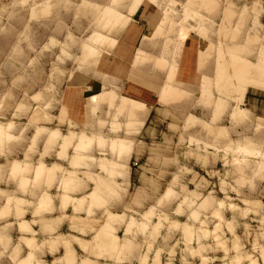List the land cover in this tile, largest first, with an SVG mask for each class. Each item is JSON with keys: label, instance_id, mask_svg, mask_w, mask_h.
I'll use <instances>...</instances> for the list:
<instances>
[{"label": "rangeland", "instance_id": "1", "mask_svg": "<svg viewBox=\"0 0 264 264\" xmlns=\"http://www.w3.org/2000/svg\"><path fill=\"white\" fill-rule=\"evenodd\" d=\"M84 1L86 0H0L2 162L13 157L22 159L28 144L33 152L48 147L43 155L48 153L56 157L60 139H63L61 157H66L69 147L73 150L71 153L76 152L72 160L74 166L80 165V161L85 158L79 153L85 149L89 154L98 150L101 155L95 152L96 156H117L123 159L135 146L143 145L144 151H149L151 158L147 159L145 156L138 159L133 168L138 169L140 165H144L150 168L149 175H152L150 172L153 168L156 170L154 173L158 172L155 179L151 180L155 182L154 187L157 186L158 197L155 206L150 205L148 212H144L146 206L141 207V210L128 212L130 219L125 230V236L143 235L145 238L149 235L151 238L141 264H258L259 259L264 261V140L260 138L256 143L242 141L246 133L241 131L244 130H240L241 133L237 132L235 136L231 128L227 127L245 122L237 121L248 116V110L242 107L249 108L252 105L244 101L247 90L264 91L263 84L261 86L259 82H254L253 78V73L257 70L263 71L262 75L264 73V0H143L140 6L136 5V9L140 11L138 23L132 22L137 11L131 10L132 15L127 13L130 4L134 8L138 0H89L91 3L111 1L110 5L116 2L112 5V10L116 8L119 14L122 13V18L118 14L122 21H116L117 18L112 16L116 21L113 26L111 24L113 28L110 24L106 25L108 20L109 23L112 22L111 16L105 15L108 8L103 7L105 12H101L100 8H92L91 11L78 9ZM40 6H44V13L39 11ZM115 13L111 15L115 16ZM126 13L128 21L132 18L129 23L124 22L126 19L123 14ZM224 14L227 18L231 16L228 21ZM103 15L105 19L109 18L104 25ZM153 19L160 27L155 25L154 28L151 25ZM133 25H141L140 29L144 32L157 30V34L148 33L146 35L154 37L146 39L143 35L140 44L135 39L133 45H126L130 32L133 41V33L138 29ZM150 25L153 27L151 30ZM93 29L105 33L107 37L118 38L114 48L103 55L99 54L101 57L92 53L95 58L100 57L98 60L87 59L93 57L90 50H87L92 45L87 43L90 47L86 46V52L83 48L84 41L91 36ZM195 38L200 40L197 46H193ZM95 43V48L102 45V42ZM204 43L207 46L204 47ZM138 44L137 48L145 52V57L137 64V72L133 70L135 65L132 55ZM195 48V70L200 71L197 74L199 77L194 81L196 86L189 87L182 81L169 80L171 69L177 64V67L181 66L186 54L189 56L190 51ZM243 66H248L253 72L252 77L247 69L248 74L243 73L248 76L244 77V81L243 74L240 76L237 73L245 68ZM131 70L134 76L130 78ZM233 70L240 76L235 75L238 80L241 79V84L235 83ZM201 71L203 74L199 75ZM134 77H137V82ZM178 80H182L181 77ZM76 81L85 84L87 96L91 95L87 100L88 119L91 121L87 119L85 125L81 126L68 119L69 113L64 100L66 85ZM205 81L209 82L208 85ZM167 84L169 87L171 85L170 90L173 86L172 90L176 88L179 94L165 99L163 91L164 87L168 88ZM110 90L117 93V97L112 93L116 98L113 97V103H99L98 101L107 98V94L103 92ZM133 96L140 98L137 103L132 99ZM109 98L111 101L112 96ZM139 100L142 104L138 103ZM150 104L155 107L149 115L148 126L142 130L151 109ZM221 125L226 127H219ZM55 129L61 133V138L56 141L50 137ZM263 130L264 127L257 128L258 133ZM10 131L17 136L10 139ZM65 142L67 145L64 146ZM14 144L24 147L13 150L11 147ZM106 157L100 158V165L106 170L111 168V173H115L118 162ZM52 161L55 160L49 159L48 164ZM48 164L41 161L35 167L36 180L48 176L50 182L57 169H64L59 164ZM31 165L29 162L14 160L11 164V167L14 166L11 168L14 172L12 176L29 173ZM16 167L19 169L15 171ZM39 167L43 168L37 175ZM169 169L170 173L167 172ZM66 172L68 174L63 180L64 188L71 189L76 171ZM134 172L136 179L129 189L131 197L139 182V173L137 170ZM23 180L27 181L25 177ZM99 180L101 182H98L94 193L92 191L89 194L91 197L96 196L98 200L101 185H109L104 178L99 177ZM106 188L113 191L110 185ZM94 196L92 199H97ZM64 198L69 200L68 196ZM8 200L11 201V198ZM211 209L212 213H209ZM111 213L116 214L108 210L105 223H102L104 219L97 221L99 225L102 223V233L97 235V245L114 249L119 246L117 229L109 228H112L114 221H118L116 219L123 216L117 214L113 218ZM121 222H125V218ZM86 223L97 224L94 219H87ZM163 228V231L169 233H179V241H176L175 247L183 245L184 263L179 257L173 256L174 251L171 258L162 259L163 250L159 244L168 239V234H162ZM66 243L70 253L73 249ZM86 245L85 242L84 246ZM154 248H157L155 254ZM188 254L193 257L190 262L187 260ZM211 254L216 257L202 256ZM71 256H67V259L74 263V252V260ZM26 259L21 264L31 263V257ZM83 260L79 264H84L85 261V264H97L89 258Z\"/></svg>", "mask_w": 264, "mask_h": 264}, {"label": "crops", "instance_id": "2", "mask_svg": "<svg viewBox=\"0 0 264 264\" xmlns=\"http://www.w3.org/2000/svg\"><path fill=\"white\" fill-rule=\"evenodd\" d=\"M99 4L110 5L111 1ZM129 9H131V4L128 7L127 13L130 11ZM39 11L44 13V6H40ZM139 13L140 11H137L133 15L132 22H139ZM133 26L135 28L137 26L138 29L136 33H133V41L131 40L132 32H130L126 40V45H133L136 40H139L140 44L143 35L146 39L154 37L147 36V32L140 29L142 27L141 25ZM94 31L96 30L93 29L92 33ZM195 39L193 46L199 45L198 41L200 40ZM114 46L103 44L101 45V49L110 51ZM190 52L189 56L188 53L186 56L184 55L182 65L178 66L176 77H181L182 79L177 81H182L189 87H195L194 81L197 79V74L200 71L195 70L196 48ZM144 57L145 52L141 48H137L135 53H133L132 61L135 65L134 69L137 71V64ZM87 59L98 60L100 58L87 57ZM133 70H131L130 76ZM201 74H203L202 71L199 75ZM73 82L66 85L64 93L65 107L68 110V119L70 122L81 126L85 125L88 119L87 100L91 95L87 96V86L85 84L80 81ZM107 92H114L117 97L115 90L104 91L103 93ZM168 97L171 98V96ZM105 101L113 103L109 99L99 101V103ZM244 101L250 104L252 103L249 108L242 107L248 110V116L245 119L236 121L245 122L237 126L234 124L227 125V127L231 128L235 136H237V132L239 133L240 130H244L241 131L242 133H246L242 141L256 143V140L258 141L260 138L264 140V130L261 133L257 131V128L264 127V91L249 89L246 92ZM93 103L90 102V104ZM150 107L151 109L141 127L142 130L148 126L147 123L150 122L149 115L155 106L150 104ZM219 127L226 126L221 125ZM11 134L10 139L17 136L12 132ZM61 141L62 139L59 140V148L55 153L56 157L48 155V153L43 155L44 152L48 151V147L43 148L41 151L33 152L29 149L31 147L29 144L24 149L22 159L13 157L6 162H2V156L0 155V168L2 167L0 171V264H21L22 260L28 257H31L30 264H39L40 262L47 264H79L85 258H89L97 264H141L151 238L149 235L145 238L143 235H136L134 237L133 235L126 234L125 236V230L130 219L128 212L138 211V209L141 210V207L144 208V206L147 207L144 209V212H148L150 205L151 207L155 206V200L158 197L156 196V193H158L156 190L157 186L154 187L155 182L151 181L155 179V175L157 176L158 172L154 173L156 170L153 168L150 172L152 175H149L150 168L144 165H140L138 169L133 168V165L136 164L138 159H143L145 156H147V159L151 158L149 151H144L143 145L135 146L130 150L129 154H126L121 159L117 156L106 157L94 155L95 152H99L98 150L90 152L92 155L85 149L79 152L80 156H84L85 158L80 161V165L74 166L72 160L76 156V152L71 153L72 149L69 147L66 157H61ZM108 145L110 146V143ZM17 147L24 146L14 144L11 148L14 150ZM72 148L75 147L72 146ZM102 157L118 162L117 167H115V173H111V168L109 170L102 168L100 165V158ZM16 159L31 163V171L29 173H20L17 177H13L11 164ZM49 159H54L55 161L48 164ZM41 161H44L48 165L59 164L64 169H57L55 177L51 178L50 182L48 176L36 180L35 167ZM68 170L76 171L71 189H65L63 184V180L68 174L66 171ZM134 170H137L139 173V182L135 188L136 192L134 196L131 197L129 195V189L132 181L136 179ZM167 172L170 173L171 169ZM23 177L27 181H24ZM99 177L104 178L113 187V191L107 189L105 186H101L99 189L100 199L93 200L89 194L98 187ZM65 196H68L69 200H66L64 198ZM9 198H11V201H8ZM108 210L123 216L116 219L118 221H114L112 228H109V230L117 229V237L119 239V246L114 249L111 248L112 250L110 247L105 248L97 245V235L98 233H102L100 225L107 221ZM210 212L212 213V209L209 210ZM124 215H128V217ZM179 217L183 216L179 215ZM124 218L125 222H121V219L124 221ZM87 219H94L96 223L98 220H104L100 225L98 223H91L90 225L86 223ZM155 222L156 220L153 223ZM163 230L164 228L162 229V234L163 232L164 234H168V239L159 244L163 250L162 259L171 258L172 251H174L173 256L176 258L179 257V260L184 263L183 245L175 247L176 241H179L177 240L179 233L174 231L169 233ZM120 233L123 234L120 235ZM81 239L87 242L86 246L82 245L80 242ZM66 242L73 249L75 256L74 263H71L66 257ZM156 250L157 248H154V254ZM202 256L204 258L216 257V255L213 256L212 254ZM187 260L190 262L193 260V257L188 254ZM258 264H264V261L259 259Z\"/></svg>", "mask_w": 264, "mask_h": 264}, {"label": "bare ground", "instance_id": "3", "mask_svg": "<svg viewBox=\"0 0 264 264\" xmlns=\"http://www.w3.org/2000/svg\"><path fill=\"white\" fill-rule=\"evenodd\" d=\"M113 1H114V0H113ZM115 1H116V0H115ZM142 1H143V0H138L137 3L134 4V8H133V6H131L132 9H130V11H131V10H132V11H138V9H136V5L139 4V6H140L141 3H142ZM208 1H211V0H208ZM119 2H120V1H119ZM132 2H134V1H132ZM135 2H136V0H135ZM152 2H154V0H152ZM213 2H215V0H213ZM213 2H210V3H213ZM114 3H116V2H114ZM114 3H112V5H113ZM188 3H190V2H188ZM205 3H206V1H205ZM255 4H256V3H255ZM78 5H79V4H78ZM112 5L99 4V3H96V2H95V3H91V2H89V0H86V1H84L82 4H80V7H79L78 9H82V8H84L85 11H89V10L92 9V8L97 9V10L100 8L101 10H100V9H99V10L102 12V11H104V10L106 11L105 8H108V9L110 8L109 11H111V12H113V13L116 12V13H115V16H114V15H111V14H113V13L109 14L110 12L108 11V9H107V11H106L107 13H105V15H106V14H107V15H110V16H111V19H112V20H111V19H110V20H111L112 22L110 21L111 23H109V20H108L109 18L106 16L107 18L105 19V15H103L104 17H103V19H102V18H101V19H102V21H103V25L106 24V22H107V20H108V23H107L106 25L109 26V24H110V27H112V26L114 25L113 22L116 23L117 20L122 21L121 19H119V17L122 18V15H120V14H122V13L120 12V14H119V11L115 10L116 8H114V9L112 10ZM152 5H153V4H152ZM205 5H206V4H205ZM207 5H209V2H208ZM212 5H213V4H212ZM212 5H211V6H212ZM139 6H138V7H139ZM97 7H98V8H97ZM103 7H105V8H103ZM113 7H114V6H113ZM138 7H137V8H138ZM226 8H227V7H226ZM102 9H103V10H102ZM133 9H134V10H133ZM48 11H49V10H48ZM48 11H47V12H48ZM85 11H84V12H85ZM90 11H91V10H90ZM100 11H99V14H100ZM105 11H104V12H105ZM130 11H129L128 14L132 15V14H131L132 11H131V13H130ZM47 12H46V13H47ZM97 12H98V11H95V13H97ZM108 12H109V13H108ZM117 12H118V13H117ZM226 12H227V10H226ZM87 13H88V12H86V14H87ZM91 13L94 14V12H91ZM133 13H135V12H133ZM102 14H103V13H102ZM102 14H101V15H102ZM118 14L120 15L119 17H118ZM161 14H162V13H161ZM95 15H96V14H95ZM116 15H117V16H116ZM123 15H124L123 18H125L126 15H127V13H126V14H123ZM162 15H163V14H162ZM164 15H166V13H165ZM224 15H225V14H224ZM227 15H228V14H227ZM230 15H231V14H230ZM99 16H100V15H99ZM99 16H98V17H99ZM112 16H113L115 19L117 18L116 21L114 20V18H112ZM128 17H130V16L128 15ZM160 17H161V16H160ZM163 17H164V16H163ZM229 17H231V16H228V18H229ZM94 18H96V17L94 16ZM132 18H133V17H132ZM132 18H129V21H130ZM225 18H226L227 21H228V18L226 17V15H225ZM97 19H98V18H97ZM101 19H100V20H101ZM104 19H105V22H104ZM125 19H126V21L123 19L124 22H125V23H127V22L129 23L128 18H125ZM163 20H164V19H163ZM222 20H224V19H222ZM95 21H98V20L95 19ZM102 21H101V22H102ZM157 21L159 22L158 18H157ZM157 21L153 19V21L151 22V25H152L154 28L158 25V22H157ZM160 21H162V20H160ZM227 21H225V22H227ZM229 21H231V20H229ZM124 22H123V23H124ZM162 22H163V21H162ZM99 23H100V22H99ZM118 23H119V21L117 22V24H118ZM227 23H228V22H227ZM111 24H112V26H111ZM162 24H163V23H162ZM98 25L103 26L102 24H98ZM106 25H105V26H106ZM151 25H150V26H151ZM155 25H156V26H155ZM226 25H227V24H226ZM107 26H106V27L103 26V27H104V28H108ZM150 26H149V27H150ZM152 26L150 27V30H151V28H153ZM158 26H159V25H158ZM221 26H223V28H225L223 24H222ZM110 27H109V29H110ZM114 27H115V26H114ZM159 27H160V26H159ZM112 28H113V27H112ZM228 28H229V27H228ZM123 29H124V28H123ZM123 29H121V31H122ZM156 29H157V28H156ZM161 29H162V28H161ZM219 29H220V28H219ZM116 30H117V29H116ZM116 30H115V31H116ZM154 30H155V29H154ZM223 30H224V29H223ZM156 32H157V30H156V31H150V32H147L146 34H148V33H149V35H150V33H152V34H153V33L157 34ZM158 32H159V31H158ZM223 32H224V31H222V33H221L222 35H223ZM92 34H93V35H92ZM92 34H91L90 37H88L87 41H86L85 44H84V48H85L84 51L86 50V46H88L87 43H89L90 46H91V45H92V46L96 45L95 42H102V43H101L102 45H103L104 43H105V44H110V45H116V44L118 43V39L113 38V37H109V35H108V37H107V35H106L105 33H100L99 31H96L95 33H92ZM107 34H108V33H107ZM221 34H220V35H221ZM149 35H147V36H149ZM151 36H152V35H151ZM151 36H149V37H151ZM99 40H100V41H99ZM103 41H104V43H103ZM94 43H95V44H94ZM207 43H208V42H207ZM207 43H206V44H207ZM101 44H97V45L100 46ZM204 44H205V43H204ZM206 44L204 45V47L207 46ZM244 45H245V44H244ZM90 46H88V47H90ZM92 46H91L92 50H91V48H90V49L87 48V50H90L91 55H92V53H93V55H99V54L103 55L104 52H107V51H104L103 49H101V47H96V48H95V46H94V47H92ZM245 46H246V45H245ZM206 48H207V47H206ZM208 48H209V47H208ZM239 48H240V47H239ZM243 48H244V47H243ZM95 49H97V50H95ZM177 49H178V48H177ZM221 49H222V46H221ZM247 49H248V48H247ZM250 49H251V48H250ZM93 51H94V52H93ZM210 51H211V49H210ZM222 51H223V50H222ZM225 51H226V50H225ZM247 51H248V50H247ZM85 52H86V51H85ZM95 52H96V54H95ZM207 52H208V50H207ZM229 52H230V51H229ZM87 53H88V51H87ZM87 53H86V54H87ZM90 53H88V55H90ZM200 53H201V52H200ZM210 53H211V52H210ZM261 53H262V52H261ZM261 53H260V54H261ZM263 53H264V52H263ZM84 54H85V53H84ZM86 54H85V55H86ZM222 54H223V53H222ZM233 54H234V53H233ZM233 54H232V55H233ZM88 55H87V56H88ZM93 55H92V56H93ZM101 55H99V56L101 57ZM201 55H202V54H201ZM201 55H200V56H201ZM207 55H209V54H206V56H207ZM261 55H262V54H261ZM87 56H86V57H87ZM237 56H238V55H237ZM90 57H91V56H90ZM93 57H94V56H93ZM93 57H92V58H93ZM97 57H98V56H97ZM100 57H99V58H100ZM233 58H235V56H234ZM237 58H238V57H237ZM263 58H264V56H263ZM238 59H239V58H238ZM238 59H237V61H238ZM259 59H260V57H259ZM229 60H230V59H229ZM262 60H263V59H262ZM230 61H231V60H230ZM233 61H234V59H233ZM136 63H137V62H136ZM162 63H163V62H162ZM176 63H177V62H176ZM230 63H232V62H230ZM248 63H249V62H248ZM160 64H161V63H160ZM164 64H165V62L163 63V65H164ZM240 64H241V63H240ZM240 64H239V65H240ZM242 64H243V63H242ZM249 64H251V63H249ZM259 64H260V63H259ZM161 65H162V64H161ZM165 65H166V64H165ZM174 65H175V64H174ZM177 65H178V64H177ZM177 65H175L176 67H175V66H174V67L172 66L173 68L171 69V75H170L171 79H169V80H172V79H173L174 81H177V80H178V78L176 79L177 71H178V67H177ZM219 65L221 66V64H219ZM219 65H218V66H219ZM236 65H237V64H236ZM236 65H235V66H236ZM239 65H238V66H239ZM245 65H246V64H245ZM229 66H230V65H229ZM250 66H251V65H250ZM200 67H201V66H200ZM240 67H241V66H240ZM243 67H245V66H243ZM247 67H248V66H247ZM247 67H245V68H241V69H240V68H237V69H240V71L237 70V71H239V72H237V73L240 74V76H241L243 73L248 74V73H246V70L248 69ZM221 68H222V67H221ZM256 68H257V67H256ZM223 69H224V68H223ZM223 69H222V70H223ZM258 69H261V68L258 67ZM134 70L137 71L136 69H134ZM217 70H218V69H217ZM248 70L250 71L251 76H252V73H253V72H251L250 69H248ZM248 70H247V72H249ZM135 71H134V72H135ZM233 71H234V70H233ZM235 71H236V70H235ZM235 71H234V72H235ZM253 71H254V70H253ZM258 71H259V70L255 71V72L253 73V76H254V77H253V76H252V77H253L254 80H255V81H254V80H253V81H254V82H259V83L261 84V86H262V84H263V86H264V77H263L264 73H263V75H262L261 72H263V71L260 70V71H259L260 73H258ZM137 72H138V71H137ZM137 72H136V73H137ZM132 73H133V72H132ZM237 73L235 72L234 75L232 74V75H233L232 77H234L235 75H237ZM220 74H222V73H220ZM245 74H243V77H242V80H243V81H244V77H248V76L245 75ZM132 75L134 76V73L131 74V76H132ZM137 75H138V74H137ZM260 75H262V77H260ZM131 76H130V78H131ZM237 76H239V75H237ZM240 76H239V78H240ZM235 77H236V76H235ZM136 78H137V77H136ZM136 78L134 77V81L137 82ZM250 78H251V77H250ZM262 78H263V79H262ZM132 79H133V77H132ZM138 79H139V78H138ZM245 79H246V78H245ZM173 80H172V81H173ZM208 80H209V79H208ZM240 80H241V79H240ZM240 80H238L237 77H236V79H235L236 82H235V81H234V82H235L236 84H237V82L241 84ZM246 80H247V79H246ZM209 81H210V80H209ZM250 81H251V80H250ZM205 82H206V84L208 85L209 82H208V83H207V81H205ZM205 82H204V83H205ZM247 82H248V80H247ZM251 82H252V81H251ZM254 82H253V83H254ZM235 83H234V85H235ZM249 84H250V83H249ZM254 84H255V83H254ZM237 85H238V84H237ZM242 85H243V84H242ZM257 85H259V84H257ZM254 86H256V85H254ZM261 86H260V87H261ZM167 87H168V88L164 87V89H165V91H163V92H164V93H163V94H164V98L167 99L168 96H172V95H175V94H176V95L179 94V93H177L176 88H174V89L172 90L173 86H172L171 90H170L171 85H170V87H169V84H167ZM204 88H205V87H204ZM206 88H207V87H206ZM237 88H238V87H237ZM243 88H244V87H243ZM245 88H246V86H245ZM209 89H210V88H208V90H209ZM263 89H264V88H263ZM205 91L207 92V90H205ZM108 93H109V94H108ZM108 93H106V94H107V96H106L107 98L103 97L102 94H101L100 96H102V97L105 98L106 100H107V99L110 100L109 96H112V98H111V102H113V101L115 100V99L113 100V97L115 98V96H113L115 93L112 92L113 95H112V93H110V92H108ZM207 93H208V92H207ZM104 95H105V94H104ZM115 95H116V94H115ZM183 96H184V95H183ZM102 97H100V98H102ZM126 97H127V96H126ZM168 98H169V97H168ZM93 99H94V101H95V98H93ZM96 99L99 100V97H97ZM105 99H104V100H105ZM129 99H130V98H129ZM132 99H133V100H136V103H137L138 99H140V98H137V97H134V96H133ZM132 99H131V100H132ZM174 99H176V98H174ZM98 100H97V101H98ZM104 100H101V101H104ZM126 100H127V99H126ZM162 100H163V99H162ZM124 101H125V100H124ZM98 102H99V101H98ZM133 102H135V101H133ZM123 103H125V102H123ZM138 103H140V100H139ZM140 104H142V101H141ZM135 105H137V104H135ZM138 105H139V104H138ZM236 109H237V108H236ZM235 112H236V111H235ZM235 112H234V113H235ZM237 113H238V111H237ZM237 113H235V114H237ZM234 118H235V117H234ZM189 120H190V119H189ZM194 121H195V120H194ZM114 123H115V122H114ZM11 124H12V123H11ZM117 124H118V123H117ZM0 130H1V127H0ZM50 134H51V133H50ZM60 135H61V133L59 134V132H58L57 129L53 130V132H52V136H50V137L52 138L51 140L56 141L57 139L61 138ZM65 137H66V136H65ZM65 137H62V138H65ZM67 138H68V137H67ZM48 139H49V138H48ZM62 140H63V139H62ZM70 140H71V138H70ZM49 141H50V140H49ZM68 141H69V140H68ZM51 143H52V142H51ZM65 144L67 145V142L64 143V146H65ZM114 144H116V143H114ZM114 144H113V146H114ZM118 147H119V146H118ZM105 162L107 163V161H105ZM13 164H14V163H13ZM103 164H104V163H103ZM14 166H15V165H14ZM14 166H12V167H14ZM12 167H11V168H12ZM42 168H43V167H39L38 170L36 169V170H37V175L40 174ZM16 169H19V167H18V168L16 167L14 170L16 171ZM48 169H49V168H48ZM50 169H52V168L50 167ZM105 169H106V168H105ZM107 170H108V169H107ZM21 171H22V170H21ZM11 172H13V170H12ZM17 172H19V170H17ZM48 172H49V171H48ZM13 173H14V172H13ZM15 174H16V172H15ZM69 179H70V178H69ZM101 180H102V179H101ZM99 182H101V181L99 180ZM103 185H104V184H103ZM105 185H106V183H105ZM101 186H102V185H101ZM107 186H109V185H107ZM107 186H106V187H107ZM97 192H98V190H97ZM93 193H94V191H93ZM98 193H99V192H98ZM96 194H97V193H96ZM93 196H94V195H93ZM93 196H92V197H93ZM99 196H100V195H99ZM90 197H91V196H90ZM92 197H91V198H92ZM95 197H96V196H94V198H95ZM96 198H97V197H96ZM8 201H9V200H8ZM111 215H112V216H111ZM111 215H110V216L113 217V218H114V216H118L117 214H113V213H111ZM111 219H112V218H111ZM131 220H132V219H131ZM131 223H133V221H132ZM131 223H130V224H131ZM142 225H143V224H142ZM104 228H105V227H104ZM104 228H103V230H104ZM105 229H106V228H105ZM106 231H107V230H106ZM103 232H104V231H103ZM80 242L83 243L82 245H84L86 241H85V242H82V241L80 240ZM86 243H87V242H86ZM66 246H67V249H69V246H68L67 243H66ZM70 248H71V247H70ZM71 249H72V248H71ZM71 251H72V250H71ZM71 251H70V253H69V250L67 251V252H68V255H67V256H71V255H72V256L70 257V258L72 259V257H73V251H72V254H71ZM66 254H67V253H66ZM70 254H71V255H70ZM67 256H66V257H67ZM67 258H68V257H67ZM70 258H69V259H70ZM28 260H30V259H28ZM28 260L26 259V261H28ZM72 260H74V257H73ZM69 261H70V260H69ZM82 261L84 262V260H82ZM29 262H31V261H29ZM86 262H87V261H85V263H86ZM88 262H90V260H88ZM23 263H24V262H23ZM26 263H27V262H26ZM80 263H81V261H80ZM85 263H84V264H85ZM87 264H88V263H87ZM92 264H93V263H92Z\"/></svg>", "mask_w": 264, "mask_h": 264}]
</instances>
